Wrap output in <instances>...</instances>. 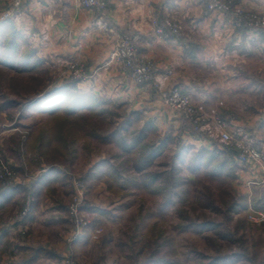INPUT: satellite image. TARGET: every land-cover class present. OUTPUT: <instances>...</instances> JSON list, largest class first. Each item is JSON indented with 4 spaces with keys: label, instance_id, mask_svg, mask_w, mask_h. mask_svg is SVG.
<instances>
[{
    "label": "crops",
    "instance_id": "1",
    "mask_svg": "<svg viewBox=\"0 0 264 264\" xmlns=\"http://www.w3.org/2000/svg\"><path fill=\"white\" fill-rule=\"evenodd\" d=\"M234 1L244 12L264 15V0ZM13 5V0H0V20ZM20 9L19 18L8 21L37 50L41 65H57V79L67 78L62 72L66 59L81 62L90 72L99 69L95 77L74 81L76 92L97 97L104 107L112 105L129 115L136 113L139 126L152 122L159 132L170 131L173 140L182 137L181 143L193 150L213 148L215 141L185 125L181 115L151 85L124 76L117 62L102 66L121 37L128 35L160 72L172 71L169 85H180L203 112L219 113L227 122V131L247 134L259 148L264 147V28L238 25L232 14L209 9L208 0H109L103 11L86 8L80 0H22ZM167 20L181 25L179 34L170 31ZM98 22L112 31L101 28ZM158 27L170 32L163 37ZM45 34L48 40L43 42ZM93 158L91 162L98 160ZM238 165L243 167L240 173L246 185L264 184V168L258 162ZM89 178L92 181L94 176ZM57 179L59 173L53 171L34 185L27 246H50L59 255L70 250L83 264H106L93 260L98 253L93 248L98 241L94 230L89 229L70 245L66 243L70 229L64 215L68 191L60 189L61 180ZM13 197L12 193L0 194L2 210L15 203L17 198ZM17 251L13 248L5 256L15 253L20 257L22 252Z\"/></svg>",
    "mask_w": 264,
    "mask_h": 264
},
{
    "label": "rangeland",
    "instance_id": "2",
    "mask_svg": "<svg viewBox=\"0 0 264 264\" xmlns=\"http://www.w3.org/2000/svg\"><path fill=\"white\" fill-rule=\"evenodd\" d=\"M15 1L13 0L14 3ZM20 6L18 8L21 11ZM170 31L172 32L171 29ZM170 31L165 29L166 34L162 36L166 37ZM68 62L78 61L66 59V65L63 71L61 70L64 74L68 70ZM119 68L122 72L120 65ZM123 74L134 80L130 75ZM66 77L61 81L57 79L56 64L45 66L39 64L36 69L30 71H17L12 68L0 70V175L3 170L1 165H6L11 174L0 176V194L12 193L13 198H17L14 204L3 208L5 210H2L0 205V211L4 212L0 215V264H65L67 260L83 264L80 256L70 250L59 255L57 250L50 246H27L31 230L28 221L35 206L34 185L45 177L44 174L52 165L62 171L57 179L61 180L60 189L68 191L64 215L68 217L70 229L65 235V241L70 245L89 229L97 232L98 241L93 247L94 252H98L93 259L96 262L104 260L106 264H152L149 261L150 253L154 248H158L160 256L169 260V264H211L216 257L234 252L238 253L237 257H227L229 260L217 264H264V222L257 224L248 219L250 213L264 211V208H261L264 207V184L252 182L246 185L241 176L243 167L240 166L233 174L222 176L211 175L203 170L195 173L187 169L181 165L178 158V152L187 147L185 143H181L183 139L180 136L171 142L149 168V171H162L167 174L163 182L168 186L170 194H173L174 203L166 214H163L159 202H155L154 199L145 200L138 193L127 196L115 195L109 190L107 179L102 175L106 167L101 165L108 161L114 166L118 165L123 172L125 170L119 165L126 159L122 157L123 150L119 146V140H122L123 135L121 132L114 135L113 132L123 124L127 125L131 114L117 106L104 107L109 112L108 117L101 122L98 137H90V140L81 137L83 133L79 125L85 122L71 120L76 132L68 136L78 139L65 154L66 162L57 163L48 158L51 164H47L45 158L39 155L38 142L34 145V150H30L29 137L42 123L43 117L28 111V104L62 84L80 81L68 75ZM138 84H149L153 87L151 83ZM134 120L136 124L131 129L135 136H138L140 129H143L138 124L139 119ZM61 122L62 119H57V127H61ZM168 134L172 137L170 131L162 133L156 128L149 132L145 142L158 144L160 139ZM248 139L256 148L264 150V147L259 148L256 145L255 140L250 137ZM232 145L239 151L235 144ZM96 156L98 160H93L92 163L91 159ZM182 166L183 170L179 172ZM90 171L94 172L92 181L89 180ZM76 180L84 182L85 201L82 212L88 217L89 225L82 230L79 237L71 241L77 229L68 208L74 194L79 191L75 185ZM234 201L246 202L248 207L230 213L227 206ZM182 205L185 210L184 216L187 215L188 220L195 222L206 220L216 224L217 230L181 231L178 224H183V221L176 211ZM147 208L156 212V217L147 218V224L157 225L153 233L159 238V247L144 235L146 229L140 225L141 215ZM13 248L18 249L19 253L22 252V255L19 257L14 253L10 257L5 256ZM40 248L43 250L41 256L27 262Z\"/></svg>",
    "mask_w": 264,
    "mask_h": 264
},
{
    "label": "trees",
    "instance_id": "3",
    "mask_svg": "<svg viewBox=\"0 0 264 264\" xmlns=\"http://www.w3.org/2000/svg\"><path fill=\"white\" fill-rule=\"evenodd\" d=\"M40 64V58L37 50L33 48L25 36L17 30L15 25L8 20H0V70L12 68L17 71H30L37 68ZM32 110L36 115L42 118V123L37 127V132H33L29 137L30 150H34V145L38 142L37 149L39 155L45 158L47 164H51L48 158L57 163L66 162L65 154L70 151V147L74 146L78 138H71L69 134L75 133L71 120L80 122L83 120L79 129L82 130L83 138L90 140V137H98V132L101 127V122L108 117V110L104 108L102 102L94 96L79 93L74 91L72 84H62L55 90L38 98L28 104V111ZM136 113L131 114L127 125L123 124L116 128L114 135L122 133V140H119V146L123 150L122 157L126 158L123 163L119 164L124 167V172L119 169V166H114L109 161L101 167L105 166L103 176L106 177L108 188L117 196H127L138 193L143 199H154L159 202L163 214H166L172 207L174 200L173 194L168 191V186L163 182L166 172H152L149 168L154 163L155 159L162 154L171 144L173 138L170 134L161 138L160 143L145 142L149 132L156 129L152 122L147 121L140 129V134L135 136L132 132V121L140 119ZM57 119H62L61 127H57ZM132 119V120H131ZM51 120V121H50ZM94 120V121H93ZM185 125L193 130V126L184 119ZM52 123V125H50ZM96 123V124H95ZM64 129V130H63ZM132 133L134 135H132ZM144 133H147L144 135ZM109 138V136H108ZM33 145V146H32ZM192 146L182 148L178 152L181 165L187 169L198 173L206 171L211 175H231L240 167L235 161L237 148L232 144H222L215 142L213 148H200L193 150ZM190 156V157H189ZM188 159V160H187ZM47 160V161H46ZM129 167V168H128ZM183 170V166L179 172ZM53 171L62 173L58 168L51 169L44 174H50ZM174 172V169H173ZM94 175V172H89V177ZM43 178V177H42ZM41 178V179H42ZM264 196V192H263ZM163 199V200H162ZM2 202V200H0ZM1 205V203H0ZM183 205L176 211L179 213L183 224H178V228L182 230H207L218 228L214 223L203 221L195 222L188 220V216H184L185 210ZM247 208L246 202L234 201L227 206V210L231 213L239 211L241 208ZM258 208V207H257ZM260 208V207H259ZM264 208V207H261ZM183 212V213H182ZM156 212L147 208L141 215V223L143 229H146L144 235L149 237L155 245L159 247V238L153 233L156 226L148 225L147 218L156 217ZM139 227V226H138ZM140 228V227H139ZM219 233V232H218ZM43 250L37 249L32 258L27 262L38 259ZM232 255V256H230ZM238 253H230L228 255L218 256L211 264H217L223 260H229V257H237ZM228 257V258H227ZM152 264H169V260L160 256L159 249L154 248L149 257Z\"/></svg>",
    "mask_w": 264,
    "mask_h": 264
},
{
    "label": "built area",
    "instance_id": "4",
    "mask_svg": "<svg viewBox=\"0 0 264 264\" xmlns=\"http://www.w3.org/2000/svg\"><path fill=\"white\" fill-rule=\"evenodd\" d=\"M22 0H16L13 8H9L2 13L1 19H17L21 11L18 6ZM82 6L93 8L96 10H106L108 0H80ZM208 8L228 12L235 16L237 24L246 23L248 26L256 28H264V15L255 12H244L240 9L234 0H208ZM98 26L107 31H112L105 23H99ZM167 26L173 33L180 32V25L172 20H167ZM157 32L161 35L166 34L164 28H157ZM167 36V35H166ZM43 42L48 40L45 34L41 38ZM112 62H117L123 73L130 75L137 83H151L153 89L158 93L160 98L168 104L175 112L179 113L183 119L188 121L196 132L205 134L208 138L222 144H235L238 148L236 159L240 164H246L250 160L258 162L264 168V150H260L248 139L247 134L238 132L233 134L226 130L227 122L219 114H207L193 100V96L184 91L180 85H169L168 81L172 75L171 70L160 72L157 64L145 55L140 54L134 38L124 35L116 44L109 59L102 65L107 68ZM68 77L74 80H84L97 75L99 69L92 72L87 66L81 62H68ZM3 168L1 177L11 174L7 170V166ZM75 185L79 189L74 194L69 204V214L72 218L77 232H74L71 241L80 236L82 230L89 225V219L82 212V206L85 201L84 182L75 181ZM248 219L260 224L264 222V211H255L248 215ZM65 264H76L73 260H67Z\"/></svg>",
    "mask_w": 264,
    "mask_h": 264
}]
</instances>
